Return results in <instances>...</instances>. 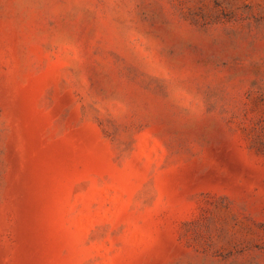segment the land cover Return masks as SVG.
I'll return each instance as SVG.
<instances>
[{
    "label": "rangeland",
    "instance_id": "374dc122",
    "mask_svg": "<svg viewBox=\"0 0 264 264\" xmlns=\"http://www.w3.org/2000/svg\"><path fill=\"white\" fill-rule=\"evenodd\" d=\"M0 264H264V0H0Z\"/></svg>",
    "mask_w": 264,
    "mask_h": 264
}]
</instances>
